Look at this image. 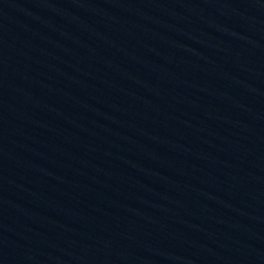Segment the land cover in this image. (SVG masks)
<instances>
[{
  "label": "water",
  "instance_id": "water-1",
  "mask_svg": "<svg viewBox=\"0 0 264 264\" xmlns=\"http://www.w3.org/2000/svg\"><path fill=\"white\" fill-rule=\"evenodd\" d=\"M0 264H264V0H0Z\"/></svg>",
  "mask_w": 264,
  "mask_h": 264
}]
</instances>
